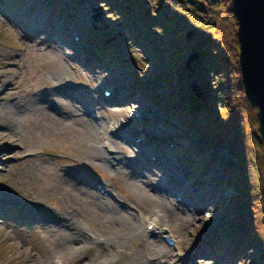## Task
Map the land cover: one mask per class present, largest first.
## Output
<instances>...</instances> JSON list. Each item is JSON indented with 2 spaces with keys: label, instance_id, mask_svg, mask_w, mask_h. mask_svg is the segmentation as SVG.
Listing matches in <instances>:
<instances>
[{
  "label": "rangeland",
  "instance_id": "obj_1",
  "mask_svg": "<svg viewBox=\"0 0 264 264\" xmlns=\"http://www.w3.org/2000/svg\"><path fill=\"white\" fill-rule=\"evenodd\" d=\"M204 2L172 0L167 9L170 17L194 21L182 30L184 37L194 32L193 44L210 33L204 10L212 9ZM109 3L0 0V264H160L157 259L166 258L170 264L173 259L176 264H264V191H256L264 186V149L256 138V109L236 88L224 105L216 90L223 79L210 74L200 76L208 88L205 96L197 73L186 69L187 82L199 86L201 105L214 126L209 144L198 147L202 132L192 124L196 119L184 118L195 126L193 133L170 113L183 81L179 60L160 57L152 29L135 23L133 34L123 27L131 20L120 18ZM161 4L145 0L144 5L153 11L151 5ZM219 14V48L232 58L233 78H238L237 25L224 4ZM94 26L97 34L91 33ZM75 34L81 38L77 51ZM95 49L102 60L93 56ZM82 53L85 64L79 62ZM169 68L174 72L168 78L175 81L164 74L160 81ZM110 84L114 96L103 100L101 85ZM88 103L101 112V121L91 117ZM215 123L222 126L225 142L233 139L235 153L248 163L245 169ZM106 124H118L129 136L108 131L113 143L105 148ZM133 134L155 145L161 161L149 162ZM193 156L200 159L191 163ZM195 165L200 174L193 172ZM161 176L177 188L183 203L160 189L168 190ZM90 180L101 181L118 201L100 199ZM244 184L255 211L250 225L241 227L240 216L250 210L249 205L240 209L245 208ZM27 211L35 214L30 220L22 216ZM139 211L157 214L159 225L180 246L148 236L139 227Z\"/></svg>",
  "mask_w": 264,
  "mask_h": 264
},
{
  "label": "trees",
  "instance_id": "obj_2",
  "mask_svg": "<svg viewBox=\"0 0 264 264\" xmlns=\"http://www.w3.org/2000/svg\"><path fill=\"white\" fill-rule=\"evenodd\" d=\"M110 1L109 5L112 7L113 11H120L119 17L124 20L130 19L131 24L124 20L126 22L123 27L130 29L132 31L133 27L135 26L134 24L140 25V28L148 31L151 30L154 32L155 31V36L154 37L155 41H157L156 46H157V52L160 55H165L168 57V61H171L172 59H178L179 61V66H178V72L177 74L181 75L182 78V86H180L178 92H174L175 97H177V104H174V107L170 110V113L175 116L176 119L180 120L183 125H188L190 127V131L195 133V126L193 127L192 125L188 124L185 122L184 118L186 115H191L193 118L196 119V121L192 122L193 125H198V128L201 130L202 134L199 135L200 138H197L198 140V147L205 146L204 144L208 143L209 144V139L210 135L212 134L214 130V126L210 124L211 118H208L209 111L205 109L201 105L202 98L201 96L197 95L196 92H194L191 88V84L187 82L186 78V69H190L193 71V73H197V78L198 82L201 84V88L203 90V93L205 96L206 92L208 91V88L204 86V82L200 81V76L201 75H208L210 74L212 77H219L222 78L223 81L218 86L219 84L216 83V90L220 91L223 96L222 100L224 101L225 105V100L229 101L233 97L232 90L236 88L238 92L242 95L244 93L242 83H241V76L239 73V64L237 65V68L235 69L238 71V78L234 77L233 78V69L230 67V63L233 61L232 58L226 55V52L220 50V34L218 31L215 29L220 27V20L216 19L217 16L220 17L219 14V9L220 7L224 4L226 8V12L228 15L232 17V21L234 22L235 25L236 22L233 19L234 14L232 10V5L230 3V0H207L208 3L204 4L207 6H210L212 9L210 13H206L207 9H203L202 6H199L201 9L205 11V17L209 19L210 24H211V29L208 30L210 33L206 35L200 36L198 38V34L196 36L197 41L196 43H192V41L187 40L184 35L182 30L184 29L183 27L188 26V24L194 23V21L189 18V20L185 18H176V17H170L168 15V10L169 7L171 6L172 0H160L162 1L163 4L160 6H153L151 7L155 10L150 11L149 7H145V0H124L123 4L119 2L118 0H106ZM121 1V0H120ZM202 1V0H201ZM200 0H197V3L201 2ZM200 4V3H199ZM173 5V4H172ZM203 5V2L201 3ZM215 8V9H214ZM214 9V10H213ZM202 10V11H203ZM128 14V15H125ZM188 15V13H185ZM210 15L213 16L210 18ZM128 16V17H126ZM186 17V16H185ZM221 18V17H220ZM141 22H144L143 25ZM189 24V25H190ZM194 25V24H193ZM100 29L96 28L95 26L91 30V33L94 34L99 31ZM133 32V31H132ZM133 34H135L133 32ZM130 37L133 39L136 45H142L141 43L143 40L140 37L137 36H132L130 34ZM237 37V35H236ZM238 41V40H237ZM236 41V42H237ZM239 46V44H238ZM234 50H237V46L235 47ZM239 50V49H238ZM197 52V59L192 60L189 65H187V58L190 53L192 52ZM162 59V58H161ZM159 63H165V60H161ZM227 60V62H226ZM174 72L172 68H169L168 70H165L162 74L159 76V80H161V77H167L171 82H174L173 77H169L168 75H171ZM211 72V73H210ZM173 75V74H172ZM208 79V78H206ZM230 86V88L228 87ZM168 87V86H167ZM203 103V102H202ZM201 106V108L199 106ZM231 108V106L229 105ZM198 116V117H197ZM214 121H218V117H213ZM217 125L219 131H220V138L225 142V139L222 134V126L219 125L218 123H215ZM213 127V128H212ZM258 138V141L260 142V145L262 146V140L259 135L256 136ZM225 144L230 148L236 157L239 158V161L241 162V167L242 169H245V165H248L246 160H243V158L235 153V143L233 139H230L229 142H225ZM192 155V153H191ZM241 158V159H240ZM197 159H200V156L198 158H194L191 163H195ZM199 165V168L202 169L204 167L203 161H199L197 166ZM233 168V165L227 163V170L231 171ZM194 173L200 174V170L198 168H192ZM210 185V184H209ZM212 184L210 185V187ZM246 187V193L243 196L242 201L244 202L245 208L241 207L240 209H248V205L250 204V198L252 195L249 193V189L247 184H244ZM213 188V187H212ZM264 191V186L261 185L256 191L258 190ZM251 202H253L251 200ZM250 206L249 213H244L240 216L241 220L243 221V224L241 227H244L246 225H250L249 222V215L251 214L252 211H255L253 206Z\"/></svg>",
  "mask_w": 264,
  "mask_h": 264
},
{
  "label": "water",
  "instance_id": "obj_3",
  "mask_svg": "<svg viewBox=\"0 0 264 264\" xmlns=\"http://www.w3.org/2000/svg\"><path fill=\"white\" fill-rule=\"evenodd\" d=\"M237 24L239 44L238 63L244 95L253 109H256L257 130L264 149V0H231ZM99 14L94 15L96 18ZM194 32L185 34L187 40ZM197 52L187 58V65L197 59ZM199 95V86L191 83Z\"/></svg>",
  "mask_w": 264,
  "mask_h": 264
},
{
  "label": "bare ground",
  "instance_id": "obj_4",
  "mask_svg": "<svg viewBox=\"0 0 264 264\" xmlns=\"http://www.w3.org/2000/svg\"><path fill=\"white\" fill-rule=\"evenodd\" d=\"M50 22H52V25L54 24V21L53 20H51ZM55 25V24H54ZM53 25V26H54ZM113 97V96H112ZM112 97H109V99L110 98H112ZM89 104V103H88ZM88 104H87V107H88ZM98 113H99V115H100V119L98 118L97 120H100L101 121V119H102V114H101V112H99V110H98ZM116 125H118V124H115V125H107L106 124V126H105V129L102 131V133H101V136H102V145L105 147V148H112L110 145L113 143V141H111L107 136H108V131H112L113 129H115L116 127ZM151 146L153 145L152 143L150 144ZM149 162H151V161H149ZM168 185H169V183H168ZM161 190H164L165 191V189H163V188H160ZM175 190H177V188H174ZM104 190H107L106 188H104ZM99 193H100V191H99ZM99 195V194H98ZM92 196V195H91ZM161 196H163V197H165L166 199H167V195H165L164 193H161ZM99 198L100 199H102V200H105L106 202H107V200H109V198H106V197H103V195H99ZM91 202H93V199L91 200H89L88 201V203L90 204ZM108 203V202H107ZM33 215H35V214H31V215H29V213H28V211L25 213V212H23V214H22V216L24 217V219L25 220H30V216H31V218H33L32 216ZM136 217H137V219L140 221V223H139V227H140V225H142L144 228V231H145V233L148 235V236H152V235H149L150 233H153V235H156V236H159L160 238H163L164 237V239H165V232L163 231L164 230V227H165V225H159V223H160V219H159V217H158V215L157 214H151V216H148V215H145L144 213H142V212H140L139 211V213L138 214H136ZM131 218V217H130ZM135 218V217H134ZM32 220V219H31ZM148 227H151L150 228V230H148ZM145 228H146V230H145ZM86 234H87V232H86ZM174 238V237H173ZM94 239H95V237H94ZM174 240H175V243L177 244V248L180 246V242H179V240H177V239H175L174 238ZM70 241V240H69ZM180 255V254H179ZM176 257H178V256H176ZM175 258V257H174ZM157 261H158V263H160V264H168L169 263V259L168 258H166L165 260H162V261H160V259H157ZM146 264H148V262L146 263ZM149 264H151V263H149ZM170 264V263H169ZM171 264H176V261H175V259H173L172 260V263Z\"/></svg>",
  "mask_w": 264,
  "mask_h": 264
}]
</instances>
